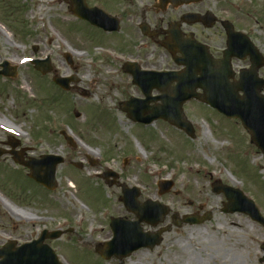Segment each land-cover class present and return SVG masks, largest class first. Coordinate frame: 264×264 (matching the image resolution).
Segmentation results:
<instances>
[{
    "label": "rangeland",
    "instance_id": "obj_1",
    "mask_svg": "<svg viewBox=\"0 0 264 264\" xmlns=\"http://www.w3.org/2000/svg\"><path fill=\"white\" fill-rule=\"evenodd\" d=\"M232 2L240 13L241 25L254 32L264 51V0ZM0 23L13 36L0 37V63L7 60L20 66L24 57L50 55L55 71L61 76L79 78L75 84L79 90L71 93L58 91L48 83V76L42 81L33 68L23 64L18 72L20 84L0 78V86L8 88L3 90L0 100L15 104L23 134L18 137L23 145L34 149L33 156L49 153L65 158L57 172L59 189L43 199L42 191L33 186L40 196L33 193L34 206L28 210L35 216L49 217L51 228H56L58 223L64 231L69 226L74 228L71 231L74 236L65 234L60 240L48 242L62 263L115 264L99 258L100 261L92 249L109 237L106 226L111 219L103 221L101 212H108L112 218L114 212L135 218L118 200L121 189L109 188L105 180L96 176L112 169L129 187L141 190L143 201H158L170 208L162 226L172 225L173 218L184 215L211 214L201 224L173 227L164 235L160 247L139 251L124 264H212V256L218 254L224 264H264L261 262L263 226L245 214L225 213V195L213 192L218 179L223 185L240 190L245 197L253 198L264 216V155L252 145L250 135L238 120L225 118L192 100L183 108L196 130L195 139L161 120L153 127H133L121 112L120 104L127 96L135 95L134 90L126 86L122 67L105 58L106 49L117 50L121 44L81 28L61 0H0ZM220 35L196 33L199 40L211 44L212 52H220L224 46ZM68 52L75 61L81 60L77 71L65 60ZM160 68L177 66L164 57ZM83 91H88L89 97H83ZM101 107L105 108L103 112L99 111ZM75 111L81 113L80 118L75 117ZM206 128L211 136L208 146L203 142ZM55 130H71L82 144L71 148ZM196 146L200 150L198 160L189 155ZM214 146H218L217 151ZM125 157L131 159L128 164L124 163ZM211 160L221 165L218 168L224 178L214 175L209 165ZM160 181L173 183L170 192L159 194ZM73 207L81 211H73ZM64 219H68V225Z\"/></svg>",
    "mask_w": 264,
    "mask_h": 264
},
{
    "label": "flooded vegetation",
    "instance_id": "obj_2",
    "mask_svg": "<svg viewBox=\"0 0 264 264\" xmlns=\"http://www.w3.org/2000/svg\"><path fill=\"white\" fill-rule=\"evenodd\" d=\"M86 1L89 8L95 7L102 10L111 17V21L108 22L107 30L77 19L79 26L106 36L112 42L121 44L120 48L117 47V50L111 51L123 56L126 60L124 64L134 61L142 70H160V64L164 57L173 62L171 53L165 48V45L176 49L178 42H185L191 34L200 43L210 48L211 44L199 40L196 33H222L220 37L223 36L224 46L220 48V52H211L214 57L220 58L227 42L226 33L230 26L228 24H231L236 32L248 31L241 25L240 13L232 0H192L191 2L185 0H165L164 2L162 0ZM194 16L208 17V19L200 20ZM112 63L124 66L119 61L113 60ZM250 65L249 59L233 60L236 73L247 69ZM263 71L264 68L259 72L262 79H264ZM125 75L127 78L126 86L129 90L132 87L135 93V95L127 96L126 100L142 98V92L133 83V78L127 73ZM18 78L12 79L16 85L21 82ZM0 87V97H2L3 90L8 91V88H3V85ZM18 119L15 104L0 100V264L4 259L1 251L9 243L13 245V248H16L18 245L33 241L43 231L50 230L49 217L35 216L28 211L32 210L34 206L31 196L36 192L33 191V186L42 191L41 197L43 199L49 198L47 195H50V191L37 184L30 176L31 170L27 166L35 158L33 156L34 149L24 146L22 142H16L8 133L10 130L17 131L21 128ZM41 155L36 156V158ZM118 182L115 180L114 183L117 184ZM38 196L40 195L36 194V197ZM107 218L112 219V217ZM113 218L129 220L128 217L118 213ZM109 232L111 239L113 232L110 227ZM96 256L101 258L97 254ZM127 259L121 262L113 258L108 262L124 264ZM212 259V264H224V260L219 257V254L214 258L212 256Z\"/></svg>",
    "mask_w": 264,
    "mask_h": 264
},
{
    "label": "water",
    "instance_id": "obj_3",
    "mask_svg": "<svg viewBox=\"0 0 264 264\" xmlns=\"http://www.w3.org/2000/svg\"><path fill=\"white\" fill-rule=\"evenodd\" d=\"M77 1L79 2L80 0ZM228 36L229 58L234 55L253 54L257 52L250 42L245 44L243 41H238L242 38L249 41L244 35L239 33H228ZM197 45L198 44L194 41H188L186 44L179 45L178 50L188 55V58L182 63L186 66V70L182 74L163 73L160 78L155 76L154 73H139L136 75L137 80L146 88L153 85L159 86L160 84V89L163 93L162 101L164 103L159 111L158 109L154 110L153 116L139 117L136 120L143 123H150L154 119L162 118L184 129L191 137H194L192 126L185 121L183 117L182 105L194 96L199 97L194 94L197 88H201L204 91V95L200 98L227 116L241 119L245 128L251 132L253 141L264 151V99L258 95L259 91L264 87L257 88L253 76L252 79L238 83L236 86L229 84V77L231 76L230 63L228 61L226 63L215 61L212 58L209 59L207 56H200L198 54ZM41 70L46 73L51 71V68L42 67ZM198 75H200V77H197ZM55 81L62 87L68 88V81H64L63 79H55ZM173 81H177V86L173 87L171 85ZM239 91L245 93L243 98L239 97ZM77 116L80 115L77 114ZM67 140L71 143V140L68 137ZM49 159L51 165L49 175H44L38 180L49 188H53V184L55 183V166L61 163L62 159L54 157H49ZM36 173L37 172L35 171V174ZM161 187V193H165L170 189L169 185ZM215 190L217 192L224 191L227 193L228 198L231 201L229 204V211L234 212L239 210L246 212L254 220L264 225V218L261 216L258 209L246 201L239 192H232L225 187L219 186L216 187ZM133 196L132 193L127 191L124 202L131 210H135L137 214L141 215L146 222L152 226H157L159 223L163 222L165 216L169 213V210L166 207H162L158 203L147 202L144 206H139L134 203ZM245 202L250 204L249 208L243 206L245 205ZM126 225L135 226L138 224L126 223ZM166 231L167 230H162L155 235H143L140 239L141 245L139 247L136 246L135 249L140 247L153 248L160 245L162 241L161 235ZM58 236L59 235L53 238H58ZM33 246L34 259H29L27 262L28 264L30 262L39 263L38 261H42L39 260L40 257H35V255L44 252L39 250L36 245ZM32 249L33 247L28 246V248H24L21 251V254L24 255L28 250ZM44 249V254L49 255V258L47 259L46 257V261L44 262H46V264H59L54 253L47 247ZM24 261L27 260L25 259Z\"/></svg>",
    "mask_w": 264,
    "mask_h": 264
},
{
    "label": "bare ground",
    "instance_id": "obj_4",
    "mask_svg": "<svg viewBox=\"0 0 264 264\" xmlns=\"http://www.w3.org/2000/svg\"><path fill=\"white\" fill-rule=\"evenodd\" d=\"M0 31H1V34L2 35H7V36H9V38H13V36H12V34H10V33H8L6 30H5V28L4 27H2V26H0ZM77 139V138H76ZM78 141V140H77ZM209 141H211V136H210V130H209V128H206L205 129V131H204V133H203V142H204V145L205 146H208L209 144ZM79 143H81V141L79 140L78 141ZM140 146V145H139ZM213 149H214V151H217L218 150V146H214L213 147ZM189 155H193L194 157H195V159H199V155H200V150L198 149V147L196 146L194 149H193V151L191 152V153H189ZM209 165H210V167L213 169L212 171H213V173H214V175H221V176H223L222 174H223V172L222 171H220V169L218 168V167H221V165L219 164L218 166L217 165H215L214 164V161L213 160H211L210 162H209ZM223 178H224V176H223ZM231 182L232 183H234L235 184V180H232L231 179ZM71 187H74V183L71 181ZM73 211H81V209L79 210V209H77L76 207H73Z\"/></svg>",
    "mask_w": 264,
    "mask_h": 264
}]
</instances>
